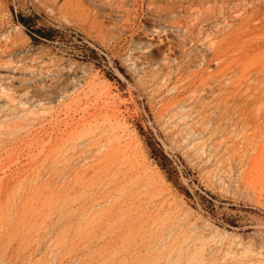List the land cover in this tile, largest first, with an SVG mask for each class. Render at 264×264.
<instances>
[{
    "label": "rangeland",
    "instance_id": "1",
    "mask_svg": "<svg viewBox=\"0 0 264 264\" xmlns=\"http://www.w3.org/2000/svg\"><path fill=\"white\" fill-rule=\"evenodd\" d=\"M126 1L130 18L103 1L0 0V264H264V30L242 39L244 76L201 98L218 70L203 56L234 18L204 0ZM236 87L245 115L218 117L211 98L233 104Z\"/></svg>",
    "mask_w": 264,
    "mask_h": 264
},
{
    "label": "bare ground",
    "instance_id": "2",
    "mask_svg": "<svg viewBox=\"0 0 264 264\" xmlns=\"http://www.w3.org/2000/svg\"><path fill=\"white\" fill-rule=\"evenodd\" d=\"M92 1H94V2L95 1H103V3L100 6V8L101 7L103 8L106 5H108V7L112 11H116L117 10V11L125 13L124 16H126L128 18L131 17L130 14H129V10L127 9V5L128 4H127L126 0H116V1L92 0ZM204 1L206 3H213L214 2L216 4H219L218 5L219 14H221L222 16H225L227 14L230 17H233L234 18V22L237 24V27L234 28L233 24H231V22L228 23V26L230 28L233 27V29H231V31H230V34L227 35V37L225 39H222L221 41L217 42V45H215L212 48H209V52L211 53L212 59H208L209 56L207 57V55L203 56V59H202L203 66L208 67L211 64L212 61H216L217 64H218V66H217L218 70H217L216 74L208 77L205 80H202L201 91H200L201 93L199 94L201 98L203 96H206L208 94V92H210V91L213 94L215 93V91L220 92L223 89V83L227 82L225 80H227L230 77L229 75H230L231 71L232 72H236L237 71L240 74L241 77L244 76V74H245L244 73V68H243L244 66H243V64L240 63V61L242 60L243 56L247 52V50H246L247 49V43L243 42L242 39L245 36H248L250 34V30H252V29H253V31H257V30L263 31L264 30V17H262V16L261 17L263 19H258L259 20V24H260L259 26L252 25V22L254 21L255 18H261L259 16H260L261 9L264 6V0H204ZM80 8H82V7H80ZM93 10L87 7V8H84L83 11L87 12L88 15H92ZM197 15H199V14H197ZM194 19H195V17H194ZM198 19H206V18H198ZM209 19H213V18H209ZM193 22H195V21L193 20ZM193 22L192 23L189 22L191 24H190V27L188 29V31H190L192 34L195 32V24ZM173 25L174 24L172 23L170 26H167V27L166 26H164V27L163 26H158L156 31H155L156 32V36L161 37V36H163L165 34H169L170 32L173 31L174 27H179L177 25L176 26H173ZM220 31H226V26L216 30V33H220ZM229 40L232 41V42H229ZM213 42H211V46L213 45L212 44ZM148 43H150V42H148ZM262 43H264V40H261V41L257 42L256 45H260ZM208 44H210V43H208ZM232 50H234L236 52V59L233 60L232 62H227V58H225V55H227V53L231 52ZM233 67H234V69H232ZM231 76H232V74H231ZM209 83H215L216 85L213 86V87L209 86V88H206V85L209 84ZM240 87H236L235 88V94L233 95V97H234L233 98V100H234L233 104L225 105V103H223V102L222 103H218V98L220 97L219 94L216 95L215 97L211 98V99H213V102H215V104H213L210 108L214 109V111H215V113L217 114L218 117L221 118V117H223L225 115H230L231 118L235 119V117L238 116V115H241V114L245 115L246 108L241 106L242 103H244V97H243V94H242V89ZM246 91H249V90L246 89ZM224 92H226V91H224ZM224 92H221V93H224ZM194 93H190V95L192 94V96H193ZM226 100H227V98H226ZM208 101H209V99H208ZM204 102H206V101H204ZM262 103L264 104V101L261 102V104ZM200 104H202V102ZM261 104L259 106H262ZM201 107H203V106H201ZM212 117L214 118L213 115H212ZM236 124H237V122L234 125H236ZM225 137H222V138L224 139ZM227 139L229 140V136H228ZM223 152H224V150H223ZM231 155H232V152H231ZM222 172H223V170H222ZM230 172H231V170H230ZM226 182H227V180H226ZM243 186H244V184H243Z\"/></svg>",
    "mask_w": 264,
    "mask_h": 264
},
{
    "label": "trees",
    "instance_id": "3",
    "mask_svg": "<svg viewBox=\"0 0 264 264\" xmlns=\"http://www.w3.org/2000/svg\"><path fill=\"white\" fill-rule=\"evenodd\" d=\"M19 23L27 29L29 36L35 42L54 40V36H53L54 31L52 30H44V29L29 30L28 19L25 17H20ZM151 157L157 162V164L160 166V168L163 171H166V169H168V164L170 161L161 150H156L153 148L151 150Z\"/></svg>",
    "mask_w": 264,
    "mask_h": 264
}]
</instances>
